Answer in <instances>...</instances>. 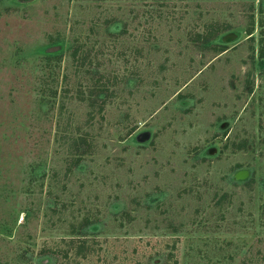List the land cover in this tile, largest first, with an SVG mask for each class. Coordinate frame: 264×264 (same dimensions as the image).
<instances>
[{
  "label": "rangeland",
  "instance_id": "374dc122",
  "mask_svg": "<svg viewBox=\"0 0 264 264\" xmlns=\"http://www.w3.org/2000/svg\"><path fill=\"white\" fill-rule=\"evenodd\" d=\"M15 1L0 264H264V0Z\"/></svg>",
  "mask_w": 264,
  "mask_h": 264
},
{
  "label": "water",
  "instance_id": "95a60500",
  "mask_svg": "<svg viewBox=\"0 0 264 264\" xmlns=\"http://www.w3.org/2000/svg\"><path fill=\"white\" fill-rule=\"evenodd\" d=\"M28 0H16L15 2L18 3V4H21L23 2H26ZM236 34H234L233 32H230V33H226L224 34L221 38H220V42L221 43H228V42H232L233 39L236 38ZM61 47V46H60ZM63 49V48H62ZM59 51H61V48L59 50H56L54 52H50L47 50V48H44V50L42 51L43 54H52V53H59ZM49 52V53H48ZM151 138V132L149 131H146V132H141L139 133L138 135H136L135 137V141L137 143H140V144H143L145 142H148ZM217 153V149L215 147H211L209 149H207V151L205 152V155L206 156H213ZM248 175V172L247 171H238L236 174H235V179L237 180H243V179H246Z\"/></svg>",
  "mask_w": 264,
  "mask_h": 264
},
{
  "label": "trees",
  "instance_id": "16d2710c",
  "mask_svg": "<svg viewBox=\"0 0 264 264\" xmlns=\"http://www.w3.org/2000/svg\"><path fill=\"white\" fill-rule=\"evenodd\" d=\"M49 53V52H48ZM57 53H52V54H45L47 56H53V55H56Z\"/></svg>",
  "mask_w": 264,
  "mask_h": 264
}]
</instances>
